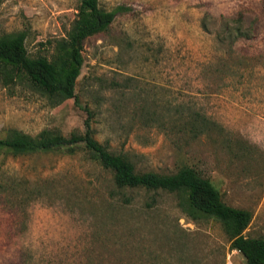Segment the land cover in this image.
<instances>
[{
    "label": "rangeland",
    "instance_id": "374dc122",
    "mask_svg": "<svg viewBox=\"0 0 264 264\" xmlns=\"http://www.w3.org/2000/svg\"><path fill=\"white\" fill-rule=\"evenodd\" d=\"M116 13L82 44L81 105L27 79H0V139L86 129L137 171L193 166L229 205L248 209L244 234L264 239V0H100ZM81 0H0V36L26 34L51 58ZM241 18L249 38L226 24ZM91 111L89 116L85 110ZM218 124L206 129L193 116ZM196 124L197 128L192 125ZM243 264L223 227L197 221L165 190L119 189L84 147L0 154V264Z\"/></svg>",
    "mask_w": 264,
    "mask_h": 264
},
{
    "label": "trees",
    "instance_id": "16d2710c",
    "mask_svg": "<svg viewBox=\"0 0 264 264\" xmlns=\"http://www.w3.org/2000/svg\"><path fill=\"white\" fill-rule=\"evenodd\" d=\"M118 6L105 10L100 0H81L77 18L73 21L67 36L57 41L51 58L45 55L30 56L25 45L26 34L16 31L0 36V79L4 85L15 79H27L35 88L57 102L73 98L81 105L76 92V81L83 65V41L104 31L114 20ZM235 24H226V31L233 40L249 38L241 18ZM85 110L91 115L90 109ZM206 129H217L218 124L204 115L193 116V121ZM197 125H192L197 128ZM84 142L88 153L104 168L112 172V179L119 189L165 190L178 195V206L193 221L211 219L223 227L231 249H237L244 257L243 264H264V239L244 234L252 214L248 209L227 204L212 181L201 175L193 166L182 165L173 173L137 171L134 164L122 153H114L93 136L89 121L83 133L69 136L44 129L37 135L15 131L0 139V154L12 155L49 152L67 148L73 152V145ZM177 261L186 264V258L179 250Z\"/></svg>",
    "mask_w": 264,
    "mask_h": 264
}]
</instances>
